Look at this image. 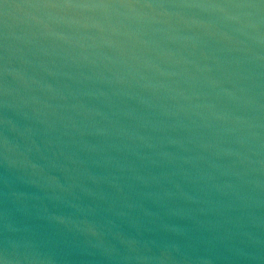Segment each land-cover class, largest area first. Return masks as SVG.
Masks as SVG:
<instances>
[{
	"label": "water",
	"instance_id": "water-1",
	"mask_svg": "<svg viewBox=\"0 0 264 264\" xmlns=\"http://www.w3.org/2000/svg\"><path fill=\"white\" fill-rule=\"evenodd\" d=\"M4 135L17 206L185 226L214 205L264 254V3L0 0Z\"/></svg>",
	"mask_w": 264,
	"mask_h": 264
},
{
	"label": "clouds",
	"instance_id": "clouds-1",
	"mask_svg": "<svg viewBox=\"0 0 264 264\" xmlns=\"http://www.w3.org/2000/svg\"><path fill=\"white\" fill-rule=\"evenodd\" d=\"M7 123L5 119V126ZM9 144L8 136L4 135L0 151V167L5 170L0 177L3 185L0 189V264H70L73 256L84 258L90 264L97 260L103 264H217L220 259L264 264V254L233 242L236 236L233 229L239 220L214 205L201 210L205 218L187 217L190 222L185 226L159 222L158 214L147 209L144 216L152 218L147 222L131 219L123 211L107 209L108 215L103 216L102 222L92 220L85 224L47 205L17 206V194L8 191L7 172L15 166L8 156ZM33 167L39 165L33 164ZM67 206L81 210L78 205ZM88 211L97 212L94 208ZM210 211H218L219 217L208 218ZM114 217L120 218L122 224ZM257 243L264 247V241ZM221 249L226 251L223 257L218 255Z\"/></svg>",
	"mask_w": 264,
	"mask_h": 264
},
{
	"label": "snow or ice",
	"instance_id": "snow-or-ice-1",
	"mask_svg": "<svg viewBox=\"0 0 264 264\" xmlns=\"http://www.w3.org/2000/svg\"><path fill=\"white\" fill-rule=\"evenodd\" d=\"M65 2H72V0H65ZM261 3H264V0H261Z\"/></svg>",
	"mask_w": 264,
	"mask_h": 264
}]
</instances>
